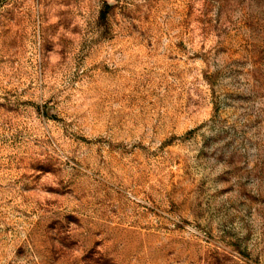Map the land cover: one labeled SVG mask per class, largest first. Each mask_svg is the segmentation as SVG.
<instances>
[{
	"label": "rangeland",
	"instance_id": "1",
	"mask_svg": "<svg viewBox=\"0 0 264 264\" xmlns=\"http://www.w3.org/2000/svg\"><path fill=\"white\" fill-rule=\"evenodd\" d=\"M0 264H264V0H0Z\"/></svg>",
	"mask_w": 264,
	"mask_h": 264
}]
</instances>
